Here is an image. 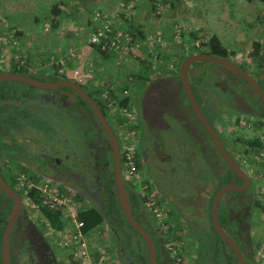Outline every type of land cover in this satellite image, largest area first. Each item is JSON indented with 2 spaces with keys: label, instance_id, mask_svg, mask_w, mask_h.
<instances>
[{
  "label": "flooded vegetation",
  "instance_id": "flooded-vegetation-1",
  "mask_svg": "<svg viewBox=\"0 0 264 264\" xmlns=\"http://www.w3.org/2000/svg\"><path fill=\"white\" fill-rule=\"evenodd\" d=\"M9 51L13 56L6 66L0 64V74L19 73L42 84L0 79V264L4 239L9 264H62L45 219L33 207L38 194H29L32 189L39 193L37 185L44 180L77 196L83 206L114 209L111 225L101 224L116 264H151L143 237L119 206L114 147L133 217L151 237L157 264H242L212 219L214 194L223 186L231 187L219 196L217 221L247 263L258 264L254 225L263 204L254 183L257 169L242 165L235 151H243L244 138L255 137L245 118L264 119V99L235 68L248 73L264 92V57L247 63L236 57L237 51L179 50L171 68L169 62L151 67L141 78L130 77L133 86L113 91L120 95L118 104L127 98L121 107L132 109L130 117L120 113L119 131L99 88L90 90L71 74L60 73V66L39 48ZM193 54L200 58L188 62L185 77L207 122L191 103L181 72L183 61ZM212 130L241 170L228 162ZM124 140L132 144L140 178L123 171ZM145 195L164 211L162 220L140 203Z\"/></svg>",
  "mask_w": 264,
  "mask_h": 264
},
{
  "label": "rangeland",
  "instance_id": "rangeland-1",
  "mask_svg": "<svg viewBox=\"0 0 264 264\" xmlns=\"http://www.w3.org/2000/svg\"><path fill=\"white\" fill-rule=\"evenodd\" d=\"M55 1L0 0V34H5L13 29L15 30V27L18 26L20 29H24L28 25V27H32L35 24L38 28L37 31L43 29L46 35L42 33L33 34L30 41H25L22 38L18 41L19 47L39 48L43 56L48 57L49 55H54L57 58L59 56L56 51L57 43L53 40H62L60 35H62V30L67 24L65 22L70 21L71 16H76L77 20L78 18L80 19L79 16H82L84 11H78L77 3L72 4L70 7H63L60 18L63 24L59 28L57 26H51L50 20L52 18L50 8L56 3ZM151 1H143L145 3L144 6L152 7ZM164 1L166 0H156L155 11L151 8V13H149L150 17H147L143 23L146 34L141 39L142 41L151 40L157 35H161V40L164 43H168L167 45L173 42L182 45L190 43L193 39H183V35L180 38L175 37L173 41L169 40V38L167 39L166 35L172 33L174 25L181 24L187 27L186 29L188 30L186 32H190L191 30L196 31V36L202 35L206 37L216 34L222 44L230 50H236V57L243 61L247 57H250L247 51L252 49L254 41L264 44V2L261 0H252L250 2L247 0H172L171 5ZM175 6H177L176 11L173 10ZM33 17H36V20H33ZM38 18L39 23H37ZM139 23L142 25L141 22ZM79 32L78 36L80 37L87 35L85 30ZM186 32L183 33L185 34ZM165 45L162 46L161 51H167L168 48ZM154 51L156 52V50ZM89 55L86 59L92 67V72L86 78L87 80L84 81L88 84V89L91 90L93 86H96L101 90L103 95H108V92L111 90L119 93L125 84L129 86L134 85V82L129 80L134 73L139 71V61L135 57H131L128 60L116 61L111 56L108 57L111 59L102 58L96 52H90ZM12 56L11 51L0 56V64L6 66ZM26 57L35 59L38 55L28 54ZM53 61L56 63L54 57L51 58V62ZM119 97L120 95H116L114 99L117 100ZM107 101L110 102L112 99L109 100L107 96ZM113 104H115V101L112 102ZM243 125L245 126V123ZM261 160L260 158L259 163ZM249 164V166L246 165L248 169H257V172L253 174V176L255 175L254 178L256 181L254 183L255 185L257 184L263 204L262 213H258L255 216L254 229L256 238L255 246H257L256 258L258 264H264V167L256 163L252 164L251 161ZM69 195L75 197L72 194ZM108 234L105 224H100L90 232V243L88 246L90 257L88 260L78 259L79 256H76L70 249L58 246L62 264H72L71 259L79 260L84 264H94L100 261L101 264H116L112 247L109 246L111 247L109 248L106 246L107 243H110V236Z\"/></svg>",
  "mask_w": 264,
  "mask_h": 264
},
{
  "label": "built area",
  "instance_id": "built-area-1",
  "mask_svg": "<svg viewBox=\"0 0 264 264\" xmlns=\"http://www.w3.org/2000/svg\"><path fill=\"white\" fill-rule=\"evenodd\" d=\"M128 1L129 0H117V4L112 11L106 10L105 8H99L93 12V27L87 36V44L90 46H95L99 51L108 53L116 61L128 60L131 57L136 58L137 56H143L144 53L142 52V48L144 47L148 49L147 52H151L152 56L154 55V61L161 62L159 58L155 57L157 55V51H154L156 50V46L162 47L164 44H168L161 40V35H157L151 40L142 41L141 39L135 38L128 28L118 25L120 23L119 21L129 22L133 19V15L128 10ZM186 28V26H182L181 24H175L171 33V36L173 37L172 40H175V37L180 38L182 33L188 30ZM14 32L15 30L13 29L12 31H9L5 34H0V56L5 55V53L8 52V49L18 46V41ZM205 41L206 37L198 35L190 43L183 45V51L187 53L191 48L197 50L205 48ZM250 50L247 51L248 54H250ZM258 52L259 55L264 56V46L260 47ZM74 53L75 49L68 47L66 53H64L63 56H73ZM59 56L55 58L54 55H51V58L54 57V59H56V63L60 66V73L68 74L69 68L66 65V61L69 59ZM251 59L252 57L250 55V57H247L244 61L249 63ZM170 62L171 61H169L168 66L171 68ZM91 72L92 69L90 68L86 69L85 71L83 68L74 69L72 70L71 77L79 80L80 82H84L86 78L91 75ZM106 95L103 96L105 97ZM107 96L105 98H107ZM117 100L113 98L112 101H107V107L110 110L111 115L114 116L117 129L121 131V126L123 123L117 122V119L120 113L125 116L129 115L130 117L132 109L130 106L121 107L117 103ZM114 101L115 104L112 105V102ZM246 122V126L249 128L251 127L250 129L254 130L253 135L264 143V119H262L260 116H255L249 117ZM131 145L132 144L130 142L125 140L122 143L123 171L135 179L140 178L141 173L135 168V163L132 159ZM235 155L239 158L240 163L244 166H249V162L251 161L252 164L256 163L257 165H262L264 167L263 148L260 149L256 155H254L255 157L250 156L248 158L243 151L241 152L238 150L235 151ZM260 158L262 160L259 163ZM37 186L39 188V193L37 195L36 203H33V207H35L38 212H40V205L60 210V218L66 221L65 226L58 230L54 229L47 221H45V230L51 241L58 246H63L70 249L74 252V254H76V256H79L78 259L81 258L83 260H88L90 257L88 249L90 243V233L86 234L81 231L80 227L82 226V221L77 219L78 212L83 207L82 202L69 195V193L57 189L47 180L41 181ZM143 206L159 220L164 218V211L157 204H155L154 199L151 196L145 195V198L143 199ZM168 248L172 249V246L168 245ZM94 264H101V261L98 263L95 262Z\"/></svg>",
  "mask_w": 264,
  "mask_h": 264
},
{
  "label": "trees",
  "instance_id": "trees-1",
  "mask_svg": "<svg viewBox=\"0 0 264 264\" xmlns=\"http://www.w3.org/2000/svg\"><path fill=\"white\" fill-rule=\"evenodd\" d=\"M247 1H252V0H247ZM264 2V0H261ZM56 2V1H55ZM152 10L155 11L156 8V0H152ZM164 2L169 3L170 5L172 4V0H166ZM62 5H60L59 3H55L51 6L50 8V13L52 16V20H50L51 26H57V19L56 17L59 16L60 14H62ZM98 10V9H97ZM52 21V22H51ZM132 21V20H131ZM130 22V21H129ZM123 27V26H122ZM128 28L133 36L135 38L138 39H143L145 35L142 34V30H138L137 28H135L134 26L130 25ZM15 36L17 37L19 33H21L20 30H15ZM182 37H184L183 39H187V40H191L196 38V31H190V32H186L185 34L182 33ZM167 39L169 38V40H172V36L171 34L166 35ZM173 41V40H172ZM204 45H206V47L204 49L210 48L211 50H215L217 52H221V53H229V54H233L236 50H228V48L222 44L221 40L219 39V37L216 34H212L210 36H206V41L204 42ZM264 46V44L258 42V41H254L253 45H252V50L250 52V55L252 58H262L264 56L259 55V49L260 47ZM166 47L168 48L167 51H161L160 49L162 48L161 46H156L155 49L157 51V55L155 56L156 58H159V60L161 62L155 61L153 62V60L151 61L152 55L151 52H147V48H142V52L144 53L143 56H137L135 59H137L139 61V71H137L136 73H134V75H132L133 79L136 78H141L143 75L148 74L149 68L155 66L154 68L157 67V65L159 66L160 64H166L167 62H169L172 58H176L179 56V50H184L183 49V45L177 42H173L170 43L169 45H166ZM92 48L95 50V52L98 53V55H100L101 57H109L110 55L106 52H102L99 51L95 46H92ZM193 49V48H191ZM146 53V54H145ZM22 58V57H21ZM259 60V59H258ZM127 88V85L125 84L124 87L121 88L124 89ZM100 91V89H98ZM108 99H113L115 97V94L113 92V90L108 92ZM107 101V98L105 99ZM127 101V98H123L119 101L120 105H124ZM243 152H251L253 150H255L256 153L259 152L260 149H264V143L261 142L259 140V138L257 137H248V138H244L243 139ZM31 197H36V195L38 194V192H35V189H32V192L29 193ZM76 199L80 200L77 196H75ZM143 199L141 198L139 201L140 203L143 205ZM118 208V207H117ZM40 215L41 217H43L45 219V221H47L54 229L58 230V229H62L65 224L66 221L62 220L60 218V210L57 209H52L49 208L47 206L44 205H40ZM114 215V209H110L108 208L107 210H101V209H96L94 207L89 208L86 206H83L81 208V210L78 212L77 215V219L79 221H82V226L81 231L89 234L93 229H95L97 226H99L101 223H103L104 221H106L108 223V225H111V219ZM255 249H257V246H255ZM72 264H84L83 262L81 263L79 260L76 259H71Z\"/></svg>",
  "mask_w": 264,
  "mask_h": 264
},
{
  "label": "crops",
  "instance_id": "crops-1",
  "mask_svg": "<svg viewBox=\"0 0 264 264\" xmlns=\"http://www.w3.org/2000/svg\"><path fill=\"white\" fill-rule=\"evenodd\" d=\"M143 1L145 0H129L127 2L129 5L128 10L133 15V19L130 22L119 21L120 23L118 25L123 26V27H129L130 25H132L138 30L140 31L142 30V34L145 35L146 31L143 28V23L145 19H147V17H150L149 13H151V7L144 6L145 3ZM56 3H59L60 5H62V7H70L72 4L77 3L78 11L80 10L84 11L83 12L84 14L82 16H79L80 19L78 18L77 20L76 16H73V17L71 16L70 17L71 20L70 21L68 20L67 22H65L67 24L62 30V35H60L62 40H58V41L53 40L54 42L57 43L56 51L60 55L59 57L63 56L64 53H66V50L68 47H72L73 49H75L74 55L73 56H70V55L63 56L69 59L66 61V65L69 68L68 73L72 74V70L74 69H80V68H83V70L84 69L86 70L88 68L92 69V67L89 65L88 60L86 59V57L90 56L89 55L90 52H95L92 46L88 45L86 42V37L93 27L92 14L95 10L99 8H105L106 10L112 11L117 4V0H56ZM176 7L177 6H175L173 10L176 11L177 10ZM61 15L62 14L56 17L58 21L57 22L58 28L60 27L61 24H63V21L60 19ZM33 20H36V17H33ZM139 22H141L142 25ZM37 23H39V18H38ZM72 24L75 26H73ZM28 26L24 29H20L19 26L15 27V30L21 31V33H19L18 36L16 37L17 41H19L22 38H24L25 41H30V38L32 37V35L36 33H40V34L42 33L46 35L43 29L37 31L38 28L36 27L35 24L32 27H28ZM81 30L83 31L85 30L87 32V35L85 37L78 36V32ZM16 47H19V45ZM102 58L111 59L112 57L111 58L102 57Z\"/></svg>",
  "mask_w": 264,
  "mask_h": 264
},
{
  "label": "water",
  "instance_id": "water-1",
  "mask_svg": "<svg viewBox=\"0 0 264 264\" xmlns=\"http://www.w3.org/2000/svg\"><path fill=\"white\" fill-rule=\"evenodd\" d=\"M198 58H200V57L197 54H193V55L187 57V59L185 61H183L182 65H181V72H182L183 79L185 80V85H186L187 91L189 93L191 103L193 104V106L195 107L197 113L201 116V118L205 122H207L202 111H201V109H200V107L198 106L189 86H188V83H187L186 77H185L186 65L188 64V62L191 60H194V59H198ZM236 67L237 68H235V69L243 76V78H245L249 83H251L256 88V90L259 92L261 97L264 99V92L261 89V87L255 82V80L248 73L242 71L237 65H236ZM0 79H14V80L17 79V80H22V81H26L29 83H33L36 85L42 84V82H40L34 78H31V77H28L26 75L19 74V73H1ZM101 121L103 122L102 118H101ZM103 124H104V122H103ZM106 129L109 133V137L111 138V140L113 141V144L115 145L114 140H113L114 139L113 134H112L110 128L106 127ZM212 134H213V137H215L219 148L223 151L222 153L225 155L226 159L231 164V166L237 171H238V169L241 170V168H239V166L223 150V148L219 142V139L216 136L214 130H212ZM114 149H115L114 177L116 180V193H117L120 209L122 211L123 216L127 219V221L130 223V225L143 237V239L147 245L149 260H150L151 264H157V260H156L157 250H156V247H155L151 237L146 232V230L139 224V222L133 217L132 209H131V202H130V199L128 197L127 191L125 190V188L122 184L120 173H119V161H118L117 150L115 147H114ZM230 187L231 186H223L214 194V198L212 201V208H211L212 219H213V222H214V225L216 227L217 232L222 237V239L229 245V247L233 250V252L239 258L241 263L242 264H248L245 257L243 256L242 252L238 248V246L235 244V242L232 240V238L221 228V226L219 225V223L217 221V217H216V205H217V201L219 199V196L225 189L230 188ZM15 199H17L16 195H15ZM2 264H9L8 263V243H7L6 239H4L3 244H2Z\"/></svg>",
  "mask_w": 264,
  "mask_h": 264
}]
</instances>
